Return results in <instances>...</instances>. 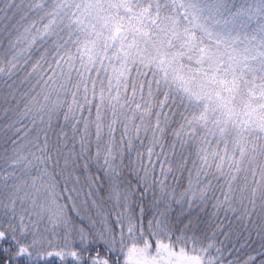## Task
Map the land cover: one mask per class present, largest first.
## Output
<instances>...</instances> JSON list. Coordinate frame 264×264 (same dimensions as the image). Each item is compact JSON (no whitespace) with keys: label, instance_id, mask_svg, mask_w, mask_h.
<instances>
[{"label":"snow or ice","instance_id":"6c2138e0","mask_svg":"<svg viewBox=\"0 0 264 264\" xmlns=\"http://www.w3.org/2000/svg\"><path fill=\"white\" fill-rule=\"evenodd\" d=\"M0 264H264V0H0Z\"/></svg>","mask_w":264,"mask_h":264}]
</instances>
